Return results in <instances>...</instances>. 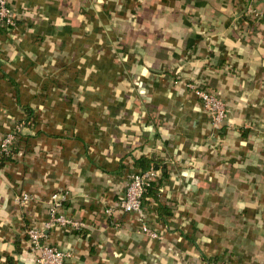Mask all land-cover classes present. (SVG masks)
I'll use <instances>...</instances> for the list:
<instances>
[{"label": "crops", "instance_id": "obj_1", "mask_svg": "<svg viewBox=\"0 0 264 264\" xmlns=\"http://www.w3.org/2000/svg\"><path fill=\"white\" fill-rule=\"evenodd\" d=\"M9 3L0 137L19 129L0 166V264H36L25 229L54 193L83 225L45 231L68 264H264V0L246 23L243 0ZM187 84L225 102L220 129ZM141 162L159 170L144 214L160 240L106 212Z\"/></svg>", "mask_w": 264, "mask_h": 264}, {"label": "built area", "instance_id": "obj_2", "mask_svg": "<svg viewBox=\"0 0 264 264\" xmlns=\"http://www.w3.org/2000/svg\"><path fill=\"white\" fill-rule=\"evenodd\" d=\"M243 8L239 12V19L246 23L248 19H260L261 12L256 7L257 0H243ZM244 20V21H243ZM17 16L12 9L9 0H0V27L6 31H11L15 28ZM187 87L194 91L199 97L203 110L209 117L213 129H220L221 125L227 118L228 108L225 102L213 91L201 89L196 84H187ZM19 128L0 137V156L9 157L12 154L14 143L16 140V133ZM159 170L150 166L146 170H139L131 172L127 177V183L124 192L119 197L115 206L106 210L109 216L115 212L122 214H132L137 223L140 234L149 240H160L159 234L147 224L144 214V202L147 192L153 187ZM19 204L27 206L29 203L36 201V197L21 193L17 197ZM61 197L54 193L50 196V207L48 209L49 220L42 226L37 227L30 224L25 229L27 246L29 251L34 256L36 264H68L71 254L65 250L47 244L44 242V234L46 230L56 229L68 232L70 229L80 230L83 225L80 222L73 221L67 216L58 215L57 211L60 207ZM206 264H225L220 261H209Z\"/></svg>", "mask_w": 264, "mask_h": 264}, {"label": "trees", "instance_id": "obj_3", "mask_svg": "<svg viewBox=\"0 0 264 264\" xmlns=\"http://www.w3.org/2000/svg\"><path fill=\"white\" fill-rule=\"evenodd\" d=\"M10 157V156H9ZM9 157H3V156H0V166H1V164H2V162H6V161H8V159H9ZM149 165H145L144 163L142 164V162L140 163V167L142 168L141 170H146L147 168H149L148 167ZM151 190V189H150ZM149 190V191H150ZM148 191V192H149ZM147 192V193H148ZM147 195V194H146ZM146 197V196H145Z\"/></svg>", "mask_w": 264, "mask_h": 264}]
</instances>
